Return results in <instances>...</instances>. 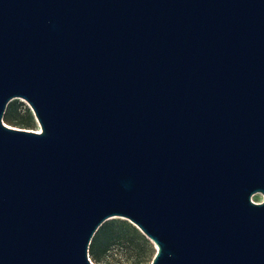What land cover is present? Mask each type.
Listing matches in <instances>:
<instances>
[{
  "label": "water",
  "instance_id": "1",
  "mask_svg": "<svg viewBox=\"0 0 264 264\" xmlns=\"http://www.w3.org/2000/svg\"><path fill=\"white\" fill-rule=\"evenodd\" d=\"M112 215L150 264H264V0H0V264H94Z\"/></svg>",
  "mask_w": 264,
  "mask_h": 264
},
{
  "label": "rangeland",
  "instance_id": "2",
  "mask_svg": "<svg viewBox=\"0 0 264 264\" xmlns=\"http://www.w3.org/2000/svg\"><path fill=\"white\" fill-rule=\"evenodd\" d=\"M11 104L17 105V111H13L15 121L24 120L23 114L25 108H28L32 118V123L28 126L33 130H40L39 123L34 117L29 104L23 97H12L5 109L10 107ZM3 121L7 123L4 118ZM22 126L23 125L18 124V126L15 127L25 128ZM251 199L256 202L261 201L263 199V194L255 192L251 195ZM106 222H116L119 224H117L118 226L124 227L125 229H123L122 237L114 245H111L104 254L100 255L97 260L93 259L88 251V259L94 264H150L156 251L155 246L133 222L121 215L109 216L102 224Z\"/></svg>",
  "mask_w": 264,
  "mask_h": 264
},
{
  "label": "trees",
  "instance_id": "3",
  "mask_svg": "<svg viewBox=\"0 0 264 264\" xmlns=\"http://www.w3.org/2000/svg\"><path fill=\"white\" fill-rule=\"evenodd\" d=\"M13 111H17V105L11 104L10 107L5 109L3 113L4 120L11 125L18 126V124L23 125L22 127L30 128L28 125L32 123V118L29 113L28 108H25L23 114L24 120L15 121ZM116 222H106L101 224L95 233L93 234L88 251L92 255L93 259L97 260L100 255L104 254L111 245H114L122 237L124 227L118 226Z\"/></svg>",
  "mask_w": 264,
  "mask_h": 264
}]
</instances>
